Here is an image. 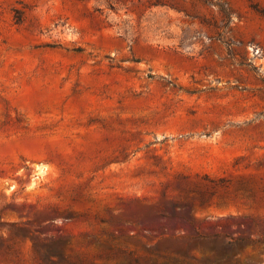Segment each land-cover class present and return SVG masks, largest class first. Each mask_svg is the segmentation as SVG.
Segmentation results:
<instances>
[{"label":"rangeland","instance_id":"374dc122","mask_svg":"<svg viewBox=\"0 0 264 264\" xmlns=\"http://www.w3.org/2000/svg\"><path fill=\"white\" fill-rule=\"evenodd\" d=\"M0 264H264V0H0Z\"/></svg>","mask_w":264,"mask_h":264}]
</instances>
